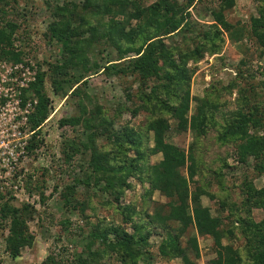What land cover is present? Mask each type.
Returning <instances> with one entry per match:
<instances>
[{
	"label": "trees",
	"instance_id": "1",
	"mask_svg": "<svg viewBox=\"0 0 264 264\" xmlns=\"http://www.w3.org/2000/svg\"><path fill=\"white\" fill-rule=\"evenodd\" d=\"M9 1L0 0V59L19 62L24 52L15 48L19 25L6 19ZM43 1L51 9L49 0ZM84 1L83 14L71 2L54 7L44 35L50 44L55 43L59 48V60L49 63L48 67L52 92L54 95H67L72 90L69 94L71 98L77 96L79 99V114L62 118L59 126L71 129L80 126L88 133L85 134L86 143L79 140L65 142L68 150L63 148L60 151L64 165H59L57 172L66 173V181L73 182L63 187L60 199L63 211L77 210L83 214L85 205L76 199V186L82 185L91 190L98 188V191L113 196L112 201L122 219L120 225L93 226L84 237L86 244L77 254V263H99L100 251L92 250L98 241L105 247L103 252H113L121 264H152L148 240L154 232L162 236L156 251V261L160 263L180 259L182 264H197L200 258L199 240L212 239L215 258L210 264H240L239 252L231 244H223V240L233 238L244 242L251 264H264V186L257 188L254 184L255 178L264 176V98L259 99L260 95L252 90L253 100L241 95L238 108L223 123L215 122L216 115H220L217 112L219 105L211 99H196L197 106L191 116H188V92L178 104H161L177 121L178 129H189L198 139L206 135L209 127H213L217 131L218 145L232 147L231 153L221 160L217 168H207L192 145L186 151L166 142L170 127L164 118H156L147 125L146 133L152 134L153 146L142 148V135L132 127L124 125L115 128L121 109L117 108L114 114L107 117L106 109L96 99L79 94V86L85 78L101 70L98 63L91 62L90 58L95 55L96 46L106 44L118 54L114 63L109 60L108 64H112L104 67L106 74L132 75L142 85L151 80L164 79L166 83L151 86L150 92L154 94L156 89H160L163 94L172 95V100L179 98V88L189 79L186 61L191 56L200 58L203 45L185 54V51L167 47L163 39L187 27L184 21L193 0H188L185 6H179L176 0H157L148 6L138 0ZM215 2L218 8L212 13L214 26L229 29L230 39L234 42L248 37L261 54L264 50V0H259L258 17L250 18V25L246 28H233L223 16L224 12L234 8L235 0ZM211 35L218 38L220 32L218 29L214 34L206 32L204 38L207 43L214 40ZM175 53L177 61L173 58ZM46 76L40 70L36 81L30 84L38 104L30 116L31 129L35 133L26 148L27 157H37L42 146L41 128L50 114L51 98L44 85ZM262 88L264 90V72ZM135 114L136 110H133L132 115ZM99 139L105 143L99 144ZM131 151L135 157H130ZM156 155L161 156L159 162L144 166L146 158L148 161ZM76 159L81 164H72ZM239 170L241 174L237 173ZM44 172L42 169L36 173L37 177L41 176V179L46 175ZM74 174L78 177H73ZM228 176L237 191L233 192L234 188L227 182L230 181ZM33 177L27 175L24 180L29 194L39 189L38 183L32 181ZM133 177L142 184H148L149 189L144 191L140 201L132 198L129 205H119L121 196L131 188L128 180ZM154 193L163 197L164 202L152 205L151 196ZM202 197H207L211 205H204ZM11 201H16L14 196L1 202L0 216L9 221L6 249L10 257L16 259L23 249L34 244V237L26 224L33 209L26 203L16 207ZM257 212H261L263 217L256 219ZM58 225L61 228L59 233H66V229L70 234L73 229L74 233H80L83 229L79 222L70 219H60ZM128 227H132V232L127 230ZM65 263L55 251L47 255L43 262Z\"/></svg>",
	"mask_w": 264,
	"mask_h": 264
},
{
	"label": "rangeland",
	"instance_id": "2",
	"mask_svg": "<svg viewBox=\"0 0 264 264\" xmlns=\"http://www.w3.org/2000/svg\"><path fill=\"white\" fill-rule=\"evenodd\" d=\"M156 1L138 0L144 6ZM176 1L179 6H185L189 3L188 0ZM68 2L78 6L81 14L84 13L82 9L84 0H49L51 9L46 7L43 0L9 1L10 8L6 19L19 25L15 48L24 52L23 57L31 60L36 70L44 71L47 74L44 85L45 92L51 98V104L49 117L41 128L42 146L38 150V155L34 158L26 157L21 169V173L24 174L25 178L27 175H34L32 181H36V184L38 183L39 189L37 192H31L26 195L27 201H11L16 207H20V203H26L33 209L31 219H28L26 224L29 232L34 237V244L30 248L23 249L20 257L12 259L6 249L7 224H9V221L7 220L6 222L0 216V223L2 224V227H0V264H43L46 256L53 251L66 262L65 264H78L76 261L77 254L84 249L86 244L84 237L90 233L93 226L121 224L122 217L116 209L117 205L112 201L113 196L107 192L98 191V188L91 190L85 189L82 185L76 186V199L82 201L85 205L83 214L77 210L71 212L62 210L60 192L64 186L73 184V182L71 180L66 181L68 178L66 173L57 172L59 165H64L60 151L65 148V142L79 140V142L86 143L85 134H88L80 126L75 127V129L59 126V121L62 118L79 114L77 106L79 99L77 96L71 98L69 94L72 90L67 92V95H54L50 78L48 77L49 63L52 64L59 60V48L55 43L50 44L48 39L44 37L50 21V11L54 7L64 6ZM217 8L218 5L215 0H193L192 5L188 7V13L184 21L187 22V27L185 26L182 31L163 39L167 47L170 48L172 46L174 49L185 51V54L195 47L203 45L200 58L191 56L186 61L185 69L188 72L189 79L186 82L187 84H182V87L179 88V98L172 100V95L169 97L168 94H163L164 92L160 89H156L154 94L150 92L151 86L166 83L164 79H161V81L151 80L147 84L142 85L132 75L122 77L106 74L103 71L104 67L118 59L116 50L106 44L96 46L95 55L90 58L91 62L96 61L98 63L101 70L96 74L92 73L82 81L83 83L81 82L79 94L82 93L83 96L86 94L90 98L96 99L98 104L106 109L107 117H109V114H114L117 108L121 109V116L119 120L115 121V128L118 129L124 125L132 127L139 135H142V148L147 149L153 146L152 134L146 133L147 125L156 118H164L168 121L170 127L166 142L186 151L192 145L191 147H193L195 154L202 156V162L207 168L219 167L221 160L227 158L229 153H231L232 147H221L218 145L216 129L209 127L204 137L195 139L189 129H178L177 121H175L170 112H167L161 106L162 103L169 106L178 104L181 97L188 92V116L195 112L196 99L206 98L218 102L219 109L217 112L220 115L217 114L214 120L216 123H223V120L238 108L242 100L241 95L249 96L253 100L251 97L252 90V92H256V95H260L259 99L264 98V90L262 88L264 50L260 54V51L254 48L253 42L248 37H243L239 41L234 42L230 39L229 29L226 30L222 26H214L212 13ZM259 8V0H235L234 8L224 12L223 16L233 28H240L241 26L246 28L250 25V18L258 17ZM93 22L95 21L93 20ZM132 24H135V21H132ZM216 29L220 32L219 37L214 38L211 35L214 40L211 43H207L204 34L206 32L214 34ZM173 58L175 61L178 60L177 53L174 54ZM109 60H112V63L108 64ZM133 110H136L135 115H132ZM98 142L99 144L105 143L101 139ZM65 150L68 149L65 148ZM129 155L130 157H135L133 151L129 152ZM160 160V155L153 156L148 161L146 158L144 166L149 163L155 164ZM229 163H232V157L229 158ZM72 164L79 165L81 162L76 159ZM138 164L140 165L141 163ZM42 169L45 170L46 173H44L46 175L40 179L41 176L37 177L36 173L41 172ZM237 173L241 174L242 171L239 170ZM74 176L78 177L76 174ZM227 179L230 180L227 182L232 187V179L229 176ZM128 182L131 188L121 196L119 205L122 206L129 205L132 198H137L140 201L144 191L149 189L148 184L140 183L137 178H130ZM254 184L257 188L264 186V176L255 178ZM232 188H234L233 192L237 191V188ZM151 199L152 205L164 202V198L157 193H154ZM5 201H7V197L0 198V204ZM202 203L206 206L211 205L207 197H202ZM212 211L214 214L215 208L213 206ZM262 217L261 212L255 213L256 219ZM60 219H70L74 222H79L83 228L82 232L74 233L73 229V233L70 234L68 229H66L64 231L66 233H59L61 228L58 225V221ZM127 230L132 232V227H128ZM161 237L153 232L148 240L151 245L148 248V252L150 257L153 258V263H151L182 264L180 259H171L166 263L156 261L157 246L161 241ZM110 238L112 239L111 236ZM94 244L92 250L100 251V255H102L99 256L98 264H121L113 252H103L105 247L101 243L96 241ZM223 244H231L239 252L241 257L240 264H251L247 248L244 247L242 240L239 241L232 238L223 240ZM64 246L69 250L65 251ZM199 249L200 258L197 260V264H210L211 260L215 258L212 239H200Z\"/></svg>",
	"mask_w": 264,
	"mask_h": 264
},
{
	"label": "built area",
	"instance_id": "3",
	"mask_svg": "<svg viewBox=\"0 0 264 264\" xmlns=\"http://www.w3.org/2000/svg\"><path fill=\"white\" fill-rule=\"evenodd\" d=\"M38 71L24 57L19 62L0 59V197L14 196L19 202L29 195L21 169L35 133L30 116L38 100L30 84L36 81Z\"/></svg>",
	"mask_w": 264,
	"mask_h": 264
}]
</instances>
